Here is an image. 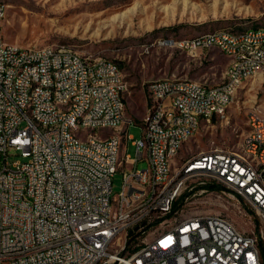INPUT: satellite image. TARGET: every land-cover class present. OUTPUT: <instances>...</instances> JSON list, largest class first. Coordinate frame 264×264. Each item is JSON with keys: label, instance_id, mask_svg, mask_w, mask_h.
<instances>
[{"label": "built area", "instance_id": "1", "mask_svg": "<svg viewBox=\"0 0 264 264\" xmlns=\"http://www.w3.org/2000/svg\"><path fill=\"white\" fill-rule=\"evenodd\" d=\"M6 15L0 7V264H263L264 230L245 231L235 219L255 215L264 223L262 112H250L254 128L243 137L259 166L223 147L206 157L194 152L170 176L162 168L174 144L187 143L181 134L199 116L215 121L214 111L231 105L229 89L242 71L262 68L264 47L245 50V42L264 34L211 36L223 54L237 51L227 86L177 77L148 82L142 134L134 140L127 132L133 123L123 119L128 90L114 88L115 69L102 58L87 67L85 56L69 47L36 50L9 42ZM179 43L188 52L204 45V37ZM168 80H177V88H168ZM149 92L158 96L156 108H149ZM50 97H60L66 114L51 107ZM167 98L179 100L181 112L172 113ZM29 112L39 114V124L29 122ZM79 113H87L82 124L95 127L96 137L73 140ZM129 140L135 157L119 154V144ZM11 151L23 161H11ZM117 173L123 186L113 194Z\"/></svg>", "mask_w": 264, "mask_h": 264}, {"label": "rangeland", "instance_id": "2", "mask_svg": "<svg viewBox=\"0 0 264 264\" xmlns=\"http://www.w3.org/2000/svg\"><path fill=\"white\" fill-rule=\"evenodd\" d=\"M4 2L7 5L4 21L7 41L36 48L69 45L85 57L106 58L120 68L128 85L127 115L134 120L127 132L134 140L140 139L142 134L140 125L146 116L145 85L148 82L177 77L216 85L224 80L229 60L217 47L184 52L178 49L179 41L217 29L237 32L264 26V0ZM251 111L264 114V72L242 84L224 116L204 123L193 137L197 141L181 147L178 157L212 148L238 150L249 129ZM80 132L78 135L83 140L86 132ZM123 145L126 153L136 156L132 140ZM10 155L11 161H23L15 151ZM178 157L180 161L182 158ZM144 167L145 163L139 164V168ZM122 186L123 175L117 173L113 178V194H118ZM235 219L245 231L264 230V223L255 215L252 221L244 220L241 215ZM262 245L264 247V239Z\"/></svg>", "mask_w": 264, "mask_h": 264}, {"label": "bare ground", "instance_id": "3", "mask_svg": "<svg viewBox=\"0 0 264 264\" xmlns=\"http://www.w3.org/2000/svg\"><path fill=\"white\" fill-rule=\"evenodd\" d=\"M0 7L7 8V5L2 3V1L0 0ZM244 34L262 35L264 34V26L259 27L257 29H246L237 32L232 31L228 28L214 30L213 32H209L202 35L204 37V45H197L193 47V50L202 47L218 48V46H216V39L211 37L213 35H232V37H242L244 36ZM54 46L69 47L74 49L72 46L69 45L58 44ZM48 47L49 46L43 48H36V50H45V48ZM260 47H264V39H255V42H245V50H260ZM178 49L187 51V46L185 44L180 43ZM218 49L223 53V50H221L220 48ZM224 55L229 57L231 60L227 68V71L225 73L224 81L216 85L199 83V86H204V87L227 86L226 78H230V73L232 72L233 60L237 58V51H229L227 54ZM102 63L104 67H111L115 69L118 74V81H114V88L124 87V90H128L127 82L125 81L124 75L120 70V68L113 61L106 58H102ZM85 64L87 65V67H96V60L94 58L85 57ZM263 72H264V63H262V68L245 69L244 71H242V77L237 79L234 88L229 89V102L232 103L236 92L248 78L257 76L258 74H261ZM168 88H177V80H168ZM149 95L151 98V103L149 108H156V106L158 105V96L156 92H149ZM50 104L51 107L57 108L58 114H66V106L62 104V100H60V97H50ZM167 107L169 110H171L172 113L181 112V103L179 100L175 98H167ZM228 107L229 106H225V108L223 109L214 111V118L223 117ZM87 111H94V103H87ZM123 119L125 120L126 123H134V120L127 115L126 108H123ZM212 120L213 118L208 116H199V118L196 119V127L193 128V130H186L184 131V133L181 134V142H188L190 138H192L197 134L202 124L204 123L209 124L212 122ZM84 121H87V113L76 114L72 119V138L76 142H83V140H81V138L78 135L80 131L86 132L89 135V137H96L95 127H89V124H82V122ZM172 121H173V114H166L165 122H172ZM29 122L31 124H39V114H37V112H29ZM105 127H114V120H105ZM248 128L249 129L254 128V121L252 114L250 115V118L248 120ZM46 132H53V125H46ZM184 144L185 143L174 144L173 149H171L170 152V160L164 161V166L162 168V176H170L171 172L181 171V169H183L186 166L188 157L182 158L180 161H177L180 148ZM209 150H215V153H223V148H212ZM120 152L126 154L125 145L119 144V154ZM230 154H236V156L241 157V159H245L249 166H259V159L255 158V155L252 151V147L245 145L244 140H242V142L240 143L238 150H233L232 148H230ZM193 156H189V157H193ZM198 156L199 157L208 156V150L201 151L200 153H198Z\"/></svg>", "mask_w": 264, "mask_h": 264}, {"label": "crops", "instance_id": "4", "mask_svg": "<svg viewBox=\"0 0 264 264\" xmlns=\"http://www.w3.org/2000/svg\"><path fill=\"white\" fill-rule=\"evenodd\" d=\"M241 30H242V29H241ZM236 31H240V30H236ZM216 49H217V48H216ZM179 50H180V49H179ZM208 50H209V49H208ZM181 51H184V50H181ZM198 51H199V50H198ZM198 51H197V52H198ZM219 51H220V50H219ZM184 52H187V51H184ZM197 52H196V53H197ZM220 52H221V51H220ZM221 53H222V52H221ZM224 56H225V55H224ZM225 57L229 60V64H230V61H231L230 58L227 57V56H225ZM229 64H228V66H229ZM228 66H227V68H228ZM226 70H227V69H226ZM225 73H226V71H225ZM224 78H225V74H224ZM251 78H253V77H251ZM251 78H248L246 81H248V80L251 79ZM223 81H224V80H223ZM246 81H245V82H246ZM245 82H244V83H245ZM244 83H243V84H244ZM145 91H146V89H145ZM146 93H147V91H146ZM147 95H148V93H147ZM150 103H151V98H150V95H149V105H150ZM215 118H217V117H215ZM215 118H214V119H215ZM202 125H203V124H202ZM202 125H201V126H202ZM200 128H201V127H200ZM197 133H198V132H197ZM193 137H194V136H193ZM193 137H192V138H193ZM190 142H191V141L189 140V142L185 143L184 145H186V144H188V143H190ZM184 145H183V146H184ZM183 146H182V147H183ZM200 152H201V151H200ZM200 152H199V153H200ZM179 154H180V152H179ZM190 156H193V155H190ZM187 157H189V156H183V157H178V158L180 159V158H187Z\"/></svg>", "mask_w": 264, "mask_h": 264}, {"label": "trees", "instance_id": "5", "mask_svg": "<svg viewBox=\"0 0 264 264\" xmlns=\"http://www.w3.org/2000/svg\"><path fill=\"white\" fill-rule=\"evenodd\" d=\"M1 1H2V3L6 4V3L4 2V0H1ZM260 247H261V254H262V259H263V264H264V247H263V245H262V242L260 243Z\"/></svg>", "mask_w": 264, "mask_h": 264}]
</instances>
